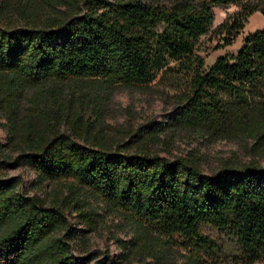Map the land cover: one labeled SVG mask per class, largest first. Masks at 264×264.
<instances>
[{
  "label": "trees",
  "instance_id": "16d2710c",
  "mask_svg": "<svg viewBox=\"0 0 264 264\" xmlns=\"http://www.w3.org/2000/svg\"><path fill=\"white\" fill-rule=\"evenodd\" d=\"M229 4L238 9L218 28L230 44L252 12L264 16V0L0 4V117L5 146L16 152L0 150V169L26 162L37 182H61L55 203L47 205L0 170V264H81L72 252L77 229L68 218L94 222L97 201L135 230L129 239L114 238L122 258L151 227L212 249L200 230L206 223L236 238L241 264L264 260V27L207 65L194 50L211 29L213 6ZM163 72L189 73L172 114L126 131L124 141L109 142L95 131L101 102L116 85H143ZM178 130L251 139L250 150L260 156L225 158L205 171L201 153L155 150Z\"/></svg>",
  "mask_w": 264,
  "mask_h": 264
},
{
  "label": "rangeland",
  "instance_id": "374dc122",
  "mask_svg": "<svg viewBox=\"0 0 264 264\" xmlns=\"http://www.w3.org/2000/svg\"><path fill=\"white\" fill-rule=\"evenodd\" d=\"M20 1L24 0H0V4H7L12 8ZM237 9L238 6L233 4L213 6L214 19L211 29L199 37L194 48L206 65L217 56L235 52L242 43L245 33L264 27V16L259 11H254L247 17L236 38L230 44H224L222 32H219L218 27ZM188 75L187 72H180L176 76L163 72L143 85L131 83L116 85L108 98L101 102L99 112L101 121L100 125L95 127L99 130L95 131L109 142L124 141L129 139L126 131L148 121H161L165 114L170 115L174 112V100L177 93L186 86ZM87 115L93 119L91 112ZM5 123V119L0 117V150L15 155L16 152L7 150L5 146L7 141V133L3 126ZM62 128L69 131L67 124ZM252 142L251 139L243 141L241 137L235 135L222 137L216 134L203 135L194 131L178 130V133L154 148L161 155L168 156L188 151L201 153L202 168L208 171L225 158L246 160L259 157L260 154L250 150ZM0 170L7 177H18L19 190L41 195L47 205L55 203L53 192L61 187L60 181L45 179L43 182H37L34 169L26 162L11 161ZM97 202L94 203V209L97 211V214L93 215L94 222H87L88 219L77 214L68 218V225L77 229V237L72 240V252L76 261L81 264H98L99 260H105L107 257V264H111L114 257H119L118 264H191L198 255L199 264H241L245 261L236 238L225 230L206 223H201L200 230L212 239L214 243L212 249L194 246L191 241L176 234L170 237L158 235L151 227V233L149 230L143 241L137 239L138 246L134 253L122 258L119 256L121 248L114 238L129 239L135 230L109 204ZM165 238L168 241L164 242ZM254 264H264V260L256 261Z\"/></svg>",
  "mask_w": 264,
  "mask_h": 264
}]
</instances>
